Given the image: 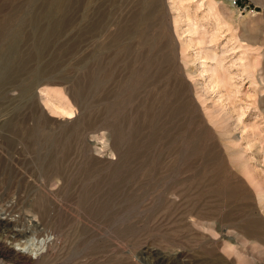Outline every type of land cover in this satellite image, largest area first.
I'll return each instance as SVG.
<instances>
[{
	"label": "rangeland",
	"instance_id": "374dc122",
	"mask_svg": "<svg viewBox=\"0 0 264 264\" xmlns=\"http://www.w3.org/2000/svg\"><path fill=\"white\" fill-rule=\"evenodd\" d=\"M0 161V264H264V0H0Z\"/></svg>",
	"mask_w": 264,
	"mask_h": 264
},
{
	"label": "bare ground",
	"instance_id": "6f19581e",
	"mask_svg": "<svg viewBox=\"0 0 264 264\" xmlns=\"http://www.w3.org/2000/svg\"><path fill=\"white\" fill-rule=\"evenodd\" d=\"M233 2H230V5H231V7L233 8ZM212 10V9H211ZM203 67V66H202ZM213 76V75H212ZM215 76V75H214ZM217 79V78H216ZM215 82V81H214ZM217 82V81H216ZM211 83V82H210ZM215 86V85H214ZM217 87V86H216ZM215 88V87H214ZM214 90V89H213ZM67 111V110H66ZM62 112H64V113H66L64 110L62 111ZM68 112V111H67ZM70 113V112H69ZM68 114V113H67ZM1 162V161H0ZM52 167V166H51ZM51 167H48V168H51ZM70 169V168H69ZM69 169L67 168V169H62V168H54V169H52L51 168V170L49 169V172H51L52 173V177H50L49 179H48V177H47V179L46 180H50L49 181V186H51L53 189L52 190H48V189H45L44 190V194H43V191H42V194L43 195H45V196H47L48 197V195H47V193L49 194V196L50 195H52L51 196V198H52V200L50 199L49 200V202H50V206L52 207V209L55 211V212H57V213H59V212H61L62 211V199H64L63 197H64V195H65V193L66 192H69V193H71L70 195H68L69 197H70V199H69V201L71 200V198H72V192H70L71 191V187L73 186V179L71 180V172L69 171ZM48 170V169H47ZM73 172V171H72ZM45 174V173H44ZM44 176V175H43ZM39 187V186H38ZM88 188V187H87ZM50 189V188H49ZM82 189V188H81ZM45 192H46V194H45ZM88 192H90V191H88ZM42 194L40 193V200H45L43 197H45V196H42ZM90 194V193H89ZM91 195V194H90ZM92 195H93V193H92ZM91 195V196H92ZM32 196V195H31ZM77 205H79V207H80V209H82L83 211H85V212H87V213H89L90 215H92L93 217L94 216H100V213H103V211H104V209L106 208V206H103L102 204H100V203H91V200H90V198H89V195H88V193L84 190H81V192L79 193V195L77 196ZM38 199H39V197H38ZM37 199V200H38ZM93 199H94V197H93ZM36 200V201H37ZM97 200V199H96ZM107 200V199H106ZM76 201V200H75ZM74 201V202H75ZM37 202H39V200L37 201ZM72 202V201H71ZM36 204V203H35ZM34 204V205H35ZM40 204V203H39ZM46 204V203H45ZM44 203L43 204H40V206L36 209V210H38V213H40V214H42V213H44L45 211H46V207L48 206H46ZM32 208V207H31ZM71 212V211H70ZM104 214V213H103ZM26 216V215H25ZM40 216H42V215H40ZM43 217V216H42ZM69 218H73L72 217V215L70 214L69 216H68ZM78 216H76V217H74V218H77ZM73 220V219H72ZM136 221V220H135ZM78 222V221H77ZM76 222V223H77ZM75 223V224H76ZM79 223V222H78ZM129 224V223H128ZM80 225V224H79ZM76 226H78V225H76ZM76 228H81L80 226L79 227H76ZM121 228V227H120ZM127 229H129V228H127ZM81 230L83 231V232H86V231H88V228H87V226H85V225H83L82 226V228H81ZM80 231V230H79ZM81 232V231H80ZM89 232V231H88ZM96 233V232H95ZM84 234V233H83ZM91 235V234H90ZM108 240V239H107ZM17 247H18V251H19V253L22 255V256H24L25 258H31V256H34V257H36L37 256V250L36 251H31V250H29L27 247H24V246H21V245H16Z\"/></svg>",
	"mask_w": 264,
	"mask_h": 264
}]
</instances>
